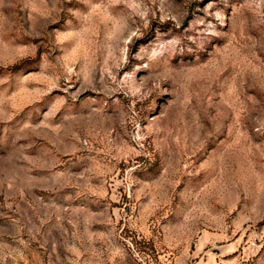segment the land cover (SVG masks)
<instances>
[{"label": "rangeland", "instance_id": "rangeland-1", "mask_svg": "<svg viewBox=\"0 0 264 264\" xmlns=\"http://www.w3.org/2000/svg\"><path fill=\"white\" fill-rule=\"evenodd\" d=\"M0 264H264V0H0Z\"/></svg>", "mask_w": 264, "mask_h": 264}]
</instances>
